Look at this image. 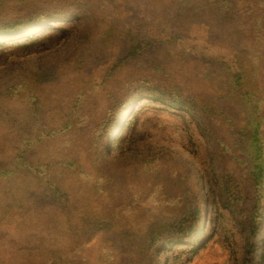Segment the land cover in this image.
Segmentation results:
<instances>
[{"label":"rangeland","instance_id":"1","mask_svg":"<svg viewBox=\"0 0 264 264\" xmlns=\"http://www.w3.org/2000/svg\"><path fill=\"white\" fill-rule=\"evenodd\" d=\"M69 1L0 0V27L30 19L40 23L33 31L0 37V108L8 105V90L16 93L26 78L33 80L39 73L49 76L44 82L31 81L29 92L39 94L47 108L75 104V128L63 142L83 143L84 168L90 176L80 179L56 171L55 180L71 192L65 204L42 201L44 197L36 192L41 180L29 172L3 182L0 255L8 257L27 230L40 231L38 221L46 214L50 224L42 221L52 232L41 234L36 244L66 262L246 264L251 240L242 213L251 206V199L239 204L221 188L228 161L218 154L214 142L222 137L230 146L234 143L226 137L228 126L215 124V113L230 114L236 128L245 124L242 103L221 66L225 61L237 71L236 50L227 37L208 41L205 30L223 34L245 11L264 9V0H194L200 1L201 12L191 7L179 11L178 1L179 6L172 9L181 15L176 25L186 37L180 38L171 36L173 19L162 14L165 10L155 17L154 25L143 27L149 8L143 0H117V6L113 0H74L77 4L71 7L65 4ZM74 11L87 14L53 22L44 16ZM22 40L27 44H16ZM135 47L138 56L130 55ZM259 88L264 90V74ZM129 91L141 94V99L125 109L124 96ZM78 94L83 95L76 100ZM153 95L183 103L193 99L197 106L192 105V114ZM96 105L104 109H94ZM117 112L118 121L108 130ZM4 125L0 120L1 132ZM62 146L67 148L66 143ZM64 154L68 155L65 151L60 155ZM199 209L206 224L194 234H202L151 244V229L155 236L161 231L168 234L171 221L185 211L195 220ZM97 218H107L108 227L69 251L76 233L86 231ZM119 232L130 236L128 249L113 246L114 234ZM257 252L264 264V243Z\"/></svg>","mask_w":264,"mask_h":264},{"label":"trees","instance_id":"2","mask_svg":"<svg viewBox=\"0 0 264 264\" xmlns=\"http://www.w3.org/2000/svg\"><path fill=\"white\" fill-rule=\"evenodd\" d=\"M75 1L70 0L69 2L71 3L65 4H68L69 7L75 6L77 4ZM143 1L149 5L145 13V15H148L143 16L144 22H146L143 27L154 25L155 17L157 18L161 11L165 10L162 14L173 19L171 26V36L173 38L186 37L184 32L179 33V25H176L181 19L180 12L172 9L173 6H179L178 1L181 2L179 11H185L189 7L196 12H201L203 9L199 4L200 1L194 0H176L174 4H171L169 0ZM88 4L90 5V3ZM113 4L117 6V0H113ZM229 7L225 9L226 12L231 9ZM137 12L141 14V11ZM1 13L2 10H0V18ZM85 14H87L85 11L82 13L74 11L69 15L57 12L46 13L44 16L53 22L56 19V21L63 20L67 16L71 18ZM150 14L152 18H150ZM225 15L228 16V14ZM237 18L239 22L234 23L232 28L223 34L216 35L214 30L208 28L205 30L208 41L213 42L212 38L214 37H217L220 41L224 38L226 41L227 37L233 49L236 50L237 71L233 72L231 65L225 61L221 66H224L227 70L226 82L231 86L242 103L246 113L245 124L240 128H236L237 125L233 122L230 114L215 113V124L218 126L226 124L230 130V135H226V137H232L234 143L230 146L226 142V138L222 137H215L214 142L218 148V154L226 157L228 161L227 170L223 176L224 183L221 188L229 194L231 199L236 197L237 201L235 202L239 204L246 205L247 200L251 199V206H248L249 208L242 213L245 216L246 229L251 240L249 241L251 243L250 247H248L249 249L244 258L245 263L255 264L257 262L261 264L259 261L261 256L257 249L261 243H264V237L261 239L262 235H264V90L259 88L261 77L264 74V9L253 7L249 11H245L242 16H237ZM20 20H23V18H18L16 21ZM39 25V22H34V20L30 19L26 23H14L3 26L0 27V37H9L16 33L33 31ZM26 41L22 40L16 44L26 45ZM10 44L12 45L14 42ZM137 51L138 47H135L130 55L138 56L139 52ZM32 79L35 82H42V80L44 82L49 79V76L39 73L32 76ZM33 80L26 78L24 84L18 87L19 91L16 93H13V90H8V97H6L8 101L6 104L8 105L0 108V120L6 123L4 125L6 128L2 132L0 130V193L2 183L8 178L11 177L13 179L24 172H29L41 180V187L36 192L44 197L42 201H45L46 204L49 201L65 204L70 200L71 192L55 180L56 171L75 175L80 179L90 178L84 168L82 153L85 147L83 143L78 141L63 142L66 135L73 132L75 128L76 106L74 104L66 109L47 108L45 100L39 94L34 95L29 92L30 82ZM82 95L78 94L76 100ZM124 98L122 108L126 109L141 99V94L136 92L133 94V92L129 91ZM152 98L162 100L168 106L187 110L192 114L195 110L192 105L197 106V104H194L193 99L185 100V103H183L179 100H166L164 95H153ZM184 104L188 105L187 107L189 108H185ZM25 105L29 108L25 109ZM98 108L104 109L100 105L94 107L97 110ZM107 113L110 115V110ZM118 113L114 115L113 121L111 120L108 130L113 129V126L117 123ZM85 125L84 123L82 126L83 132H86ZM62 143L67 144L66 149H64ZM93 145L95 146L96 144L93 143ZM55 149H57V152ZM64 151L68 155H60ZM51 152L55 154H51ZM101 190L103 189L101 188ZM247 191H250V195H247ZM30 210L33 211L32 209ZM45 212L43 211L42 214ZM197 213L195 220H190L188 217L189 212L185 211L180 219L171 221L166 229L168 234L161 231L158 237V235L155 236V230L151 229L149 235L152 241L151 244L156 245L158 242L162 240L168 241L170 238L177 240L202 234L200 232L194 234V232L204 228L202 224L206 217L203 216V209H199ZM54 216L56 217V215ZM40 218L38 221L40 231L27 230L24 235H20L14 246V251L8 257L0 255V264H82L81 262H66L51 252L49 248L36 244V239L41 234L50 235L52 232V229L46 224H50L46 219V214H43ZM188 219L191 222L190 227H187L186 224ZM108 225L107 218L93 220L86 231H78L76 233L74 240L71 241L73 245H70L68 250H76L80 245L92 239L97 232L108 227ZM184 225L185 227H183ZM85 236L87 237L84 238ZM129 239L130 236H126L124 233H115L112 240L113 246L117 249H128L130 247ZM253 250L254 252H252ZM251 253H253L252 256Z\"/></svg>","mask_w":264,"mask_h":264},{"label":"bare ground","instance_id":"3","mask_svg":"<svg viewBox=\"0 0 264 264\" xmlns=\"http://www.w3.org/2000/svg\"><path fill=\"white\" fill-rule=\"evenodd\" d=\"M206 224V219H205V221L203 222V224L202 225H205ZM264 237V235H262V237H261V239Z\"/></svg>","mask_w":264,"mask_h":264}]
</instances>
